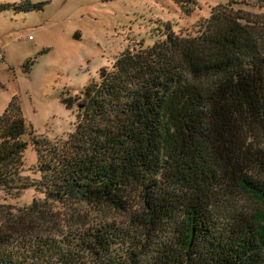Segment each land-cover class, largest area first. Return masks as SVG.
<instances>
[{
    "label": "trees",
    "instance_id": "obj_1",
    "mask_svg": "<svg viewBox=\"0 0 264 264\" xmlns=\"http://www.w3.org/2000/svg\"><path fill=\"white\" fill-rule=\"evenodd\" d=\"M235 4L215 6L194 36L167 31L124 50L86 87L71 148L55 150L63 153L41 164L38 181L22 174L24 137L45 152L49 142L10 103L0 117V188H41L130 222L50 239L5 223L0 264H83V253L102 257L117 239L132 242L126 264L142 255L153 264H264V21Z\"/></svg>",
    "mask_w": 264,
    "mask_h": 264
},
{
    "label": "rangeland",
    "instance_id": "obj_2",
    "mask_svg": "<svg viewBox=\"0 0 264 264\" xmlns=\"http://www.w3.org/2000/svg\"><path fill=\"white\" fill-rule=\"evenodd\" d=\"M27 1L43 4L24 10L20 6ZM195 1L194 6L175 0H0V6H5L0 10V117L11 103L20 110L35 138L48 141L51 149L38 150L26 135L24 176L40 180L41 164L63 153L58 151L71 148L69 139L85 119L82 100L86 87L98 84L102 70L111 71L124 50L151 46L164 40L162 33L167 31L194 36L213 8L229 1L264 21V0ZM67 99L69 105L64 102ZM16 221L31 225L42 239H50L92 233L102 226L107 231L127 228L130 218L106 206L54 199L41 188H0V229ZM150 237L151 241L160 239L159 234ZM132 252L129 239L124 244L117 239L106 255L95 257L85 252L81 260L83 264H126V255ZM139 264L153 263L148 255H142Z\"/></svg>",
    "mask_w": 264,
    "mask_h": 264
}]
</instances>
